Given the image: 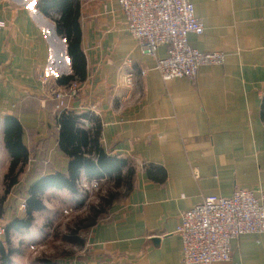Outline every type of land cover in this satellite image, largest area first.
Masks as SVG:
<instances>
[{"label": "crops", "instance_id": "obj_1", "mask_svg": "<svg viewBox=\"0 0 264 264\" xmlns=\"http://www.w3.org/2000/svg\"><path fill=\"white\" fill-rule=\"evenodd\" d=\"M38 1L0 3V186L10 163L2 121L12 116L29 152L11 190L26 183L23 201L35 180L65 174L68 162L58 149L56 103L40 79L71 76V59L56 33L58 16L42 14ZM190 1L204 26L188 36L190 46L223 53L225 63L165 82L155 59L136 47L115 0H79L86 77L65 107L98 118L103 151L130 160L135 172L127 194L89 227L80 251L59 264H181L176 227L183 212L235 189L264 195V0ZM165 55L158 48L156 58ZM213 264H264V235L233 240L231 260Z\"/></svg>", "mask_w": 264, "mask_h": 264}, {"label": "built area", "instance_id": "obj_2", "mask_svg": "<svg viewBox=\"0 0 264 264\" xmlns=\"http://www.w3.org/2000/svg\"><path fill=\"white\" fill-rule=\"evenodd\" d=\"M115 1L125 18L127 32L144 56L155 59V69L162 81L194 79L200 67L225 63L223 53H201L190 46L188 36L204 32L203 23L195 16L190 0ZM5 27V22L0 21V30ZM160 47L166 48V55L157 59ZM141 76H144L143 72ZM59 79L54 76L52 81L49 76H42L40 81L47 87L56 85ZM126 82L131 84V78L128 77ZM81 88L82 81L74 79L49 91L58 113L67 110L65 101L76 98ZM193 173L198 178V172L194 170ZM20 210L25 211V201ZM4 232L5 228L0 224V237ZM176 233L182 245L181 264L229 262L233 240L243 235H264V195L235 189L229 197H204L199 204L181 214Z\"/></svg>", "mask_w": 264, "mask_h": 264}, {"label": "trees", "instance_id": "obj_3", "mask_svg": "<svg viewBox=\"0 0 264 264\" xmlns=\"http://www.w3.org/2000/svg\"><path fill=\"white\" fill-rule=\"evenodd\" d=\"M37 7L47 17L56 14L54 20L56 33L63 37L67 44V53L71 59L72 75L62 77L57 81L59 86L67 85L74 79L84 81L86 77V61L81 50V28L79 23V0H39ZM261 119L264 122V95L261 99ZM3 142L10 157L9 167L3 176V195L0 206L11 190L20 182L21 175L28 163L29 152L23 144V130L19 121L12 116L3 118ZM59 127L58 149L67 158L65 174L57 172L45 175L35 180L28 188L25 200L24 217L14 218L5 227L10 231L30 229L33 215L45 210L41 196L48 190H66L72 194L79 191V182L87 180H102L110 178L119 184L124 179L131 181L135 172L132 162L128 159L111 156L100 146L101 123L91 113L77 114L72 111H61L57 116ZM91 126H90V125ZM124 169H126L124 175ZM150 173V170L148 171ZM8 242V239H7ZM81 239L79 246L84 245ZM11 251V249H10ZM11 253V252H10ZM13 253V252H12ZM1 264L8 261L9 252L0 249ZM43 264H59L43 261Z\"/></svg>", "mask_w": 264, "mask_h": 264}, {"label": "rangeland", "instance_id": "obj_4", "mask_svg": "<svg viewBox=\"0 0 264 264\" xmlns=\"http://www.w3.org/2000/svg\"><path fill=\"white\" fill-rule=\"evenodd\" d=\"M47 87L49 91L57 88L54 84ZM125 172L126 169L124 175ZM25 184L10 192L0 206V224L4 228L14 218L24 217L20 205L26 195ZM129 184L127 179L117 184L110 178L98 181L82 178L76 194L66 190L45 192L41 196L45 210L34 213L31 228L8 234L5 231L0 237V249L3 247L9 252L4 264H43L47 260L62 263L74 258L83 247L79 243L86 239L89 227L103 217L112 202L120 201L127 194ZM0 187L1 198L3 180Z\"/></svg>", "mask_w": 264, "mask_h": 264}]
</instances>
